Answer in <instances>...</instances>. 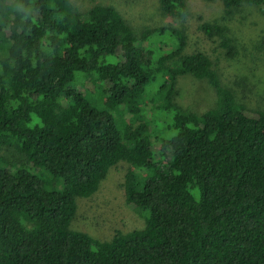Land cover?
Segmentation results:
<instances>
[{"label":"trees","instance_id":"obj_1","mask_svg":"<svg viewBox=\"0 0 264 264\" xmlns=\"http://www.w3.org/2000/svg\"><path fill=\"white\" fill-rule=\"evenodd\" d=\"M158 2L189 15L186 0ZM187 40L174 27L139 32L108 4L0 0V264H264V109L239 102ZM187 73L216 89L214 106L179 105ZM120 162L126 202L149 211L144 227L110 240L73 229L77 199Z\"/></svg>","mask_w":264,"mask_h":264},{"label":"rangeland","instance_id":"obj_2","mask_svg":"<svg viewBox=\"0 0 264 264\" xmlns=\"http://www.w3.org/2000/svg\"><path fill=\"white\" fill-rule=\"evenodd\" d=\"M72 1L81 10L96 4L112 5L139 32L150 26L181 29L188 39L185 52L202 51L209 55L221 84L236 92L239 102L249 108L264 109V6L243 3L228 12L221 0H186L189 15L173 19L161 11L158 0ZM205 23L219 26L222 32L214 30L213 36H209L203 27ZM224 41H229L231 53L229 47L223 46ZM79 83L86 98L101 108L99 94L86 89H94L92 81L83 78ZM176 87V100L185 109L201 113L214 106L218 99L216 89L207 79H197L189 73L178 77ZM145 112L149 118L161 117L152 106ZM2 154L13 160L20 157L10 148H4ZM127 171L128 164L120 162L94 195L77 199V211L71 222L73 229L110 240L117 231L144 227L149 211L133 209L126 202Z\"/></svg>","mask_w":264,"mask_h":264}]
</instances>
